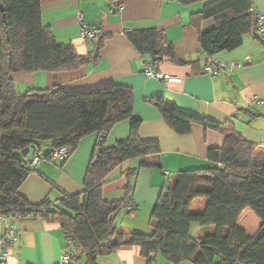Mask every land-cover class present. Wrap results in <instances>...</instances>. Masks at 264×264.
Listing matches in <instances>:
<instances>
[{
  "label": "trees",
  "instance_id": "trees-1",
  "mask_svg": "<svg viewBox=\"0 0 264 264\" xmlns=\"http://www.w3.org/2000/svg\"><path fill=\"white\" fill-rule=\"evenodd\" d=\"M180 2L203 4L191 15L190 25L197 31L206 62L202 66L200 60H178L161 29L127 31L125 37L146 61L145 75L146 67L161 72L165 61L197 65V74L205 75L219 54L241 48L247 35L255 34L264 43L258 28V16L264 13L254 7L255 0ZM208 21L212 26L203 30ZM96 30L91 42L81 36L91 49L80 54L74 44L58 42L43 23L41 0H0V217H41L59 224L69 264H97L125 247L139 248L146 264H160L159 256L169 264H264V144L248 141L237 131L238 116L221 123L183 112L163 96L145 98L176 134H191L196 124L223 135L225 141L207 151V160L215 167L165 172L167 185L152 208L151 232H130L118 228L115 219L122 210L129 209L131 215L138 210L132 200L133 186L129 181L123 199L109 202L104 198V180L129 160L139 161L137 168L128 171L131 178L141 169L163 170L159 141L139 134L142 121L134 117V90L108 82L81 90L55 84L18 93L15 73L77 71L98 63L111 35ZM243 112L248 124L260 117L251 110ZM124 121L130 123L129 135L108 145V135ZM92 134L101 139L80 193L62 192L56 202L49 195L40 203H31L21 194L24 182L40 174L30 159L31 150L40 160H57L51 157L53 152L64 147L75 152ZM46 143L50 148L41 154Z\"/></svg>",
  "mask_w": 264,
  "mask_h": 264
},
{
  "label": "crops",
  "instance_id": "crops-1",
  "mask_svg": "<svg viewBox=\"0 0 264 264\" xmlns=\"http://www.w3.org/2000/svg\"><path fill=\"white\" fill-rule=\"evenodd\" d=\"M202 6V3L185 6L180 0H41L43 23L52 29L58 42L74 44L78 53L86 54L91 49V44L80 35L82 23L111 36L105 41L96 64L77 71L43 72L45 75H39L41 72L15 73L12 76L14 82L18 78L30 87L37 85L30 89L60 84L68 90H81L115 82L134 90V117L142 121L139 134L144 139L159 141L163 170L141 169L131 178L128 171L137 168L139 161L129 160L104 180V198L109 202L123 199L129 181L133 186L132 200L138 210L133 215L129 214V209L122 210L115 219L118 228L125 231L150 233L152 208L167 185L165 172L215 167L207 160V151L222 147L225 141L223 135L196 124L191 134H176L166 125L159 110L145 98L163 96L183 112L221 123L238 116L239 119L234 121L237 131L248 141L264 144V103L258 102H264V43L255 34L247 35L241 48L215 58L227 64L215 75L197 74V65L178 66L165 61L160 71L178 80L174 82L147 77L144 74L145 59L125 37L127 31L161 29L172 43L178 60H200L203 66L207 58L200 52L197 31L190 25L191 15L199 12ZM254 7L264 13V0H255ZM80 14L83 22L79 20ZM211 24L205 22L203 30ZM233 63H240L242 67L233 68ZM244 110H251L260 117L248 124ZM126 123H120L124 124L122 127H117L118 124L111 131L107 137L108 145L129 135L130 123ZM100 139L97 135L84 138L79 148L63 160L65 165L61 167L44 159L34 164L38 158H30L36 171L43 176L31 175L22 185L21 194L31 203H40L54 192L57 196L62 192L80 193L95 144ZM16 223L18 237L10 248L7 264H59L67 253V242L59 224L48 223L41 217L18 218ZM2 229L3 224H0V234ZM158 261L169 264L161 256ZM97 264H146V260L139 248L125 247L101 258Z\"/></svg>",
  "mask_w": 264,
  "mask_h": 264
},
{
  "label": "built area",
  "instance_id": "built-area-1",
  "mask_svg": "<svg viewBox=\"0 0 264 264\" xmlns=\"http://www.w3.org/2000/svg\"><path fill=\"white\" fill-rule=\"evenodd\" d=\"M80 22H83V17L80 14L79 16ZM258 28L259 32L264 36V14H259L258 16ZM97 30L83 25L81 36L87 40L92 41L97 37ZM226 63L220 60H215V64L208 66L205 72L208 75H215L219 70H223L226 68ZM233 68H240L242 64L233 63ZM146 76L149 78H154L160 81L174 82L178 81L173 76L156 71L151 67H146L145 69ZM74 153V149L72 147H64L52 153L51 157L53 159H61L65 160L70 157ZM40 159H36L34 164L39 163ZM0 224H3L2 233L0 234V264H7L8 259L10 257V248L16 242L18 237V228L16 219L11 216H1ZM69 256H63L60 260L59 264H69Z\"/></svg>",
  "mask_w": 264,
  "mask_h": 264
},
{
  "label": "rangeland",
  "instance_id": "rangeland-1",
  "mask_svg": "<svg viewBox=\"0 0 264 264\" xmlns=\"http://www.w3.org/2000/svg\"><path fill=\"white\" fill-rule=\"evenodd\" d=\"M42 74H39V75H45V74H43V72H41ZM39 75H37L35 78L37 79V77H39ZM154 79V78H153ZM167 82V81H166ZM15 83H16V85H17V91H18V93L19 94H24L27 90H29L30 88H37V85H35V84H33L32 86L33 87H30L29 85H25L26 84V82H23L22 80H20V79H16L15 78ZM41 87H40V89H44L45 87H42V85H40ZM123 123H125V124H127L126 123V121H124ZM122 125H124V124H119L117 127H122ZM92 135H94V136H96V134H92ZM50 148V145L48 144V143H46V144H42V146H41V154H47V150ZM51 150H52V148H51ZM31 154H30V158H33V151L31 150V152H30ZM45 160V159H44ZM52 162L53 163H55L57 166H59V167H61V165L62 166H64L65 164H64V161L63 160H61V159H57V160H52ZM57 191V190H56ZM55 193H57V192H54L52 195H50L49 196V198H50V200H52L53 202H56L57 201V199L56 198H61V195H58L57 196V194H55ZM57 196V197H56Z\"/></svg>",
  "mask_w": 264,
  "mask_h": 264
}]
</instances>
